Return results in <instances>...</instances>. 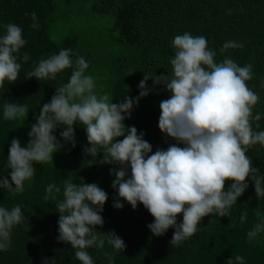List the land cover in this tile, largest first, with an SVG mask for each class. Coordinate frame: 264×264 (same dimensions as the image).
<instances>
[{
	"label": "trees",
	"instance_id": "1",
	"mask_svg": "<svg viewBox=\"0 0 264 264\" xmlns=\"http://www.w3.org/2000/svg\"><path fill=\"white\" fill-rule=\"evenodd\" d=\"M33 12L35 21L31 16ZM81 19L96 25L104 19L111 22L101 32L95 30L84 35L74 29ZM9 23L22 28L26 44L18 53L21 63L18 80L12 84L5 81L0 88V178L7 177L11 182L6 164L12 139H19L22 147L27 146L28 133L43 104L50 102L56 88L69 81L77 57L82 56L88 62L86 74L94 77L97 94L106 92L114 103H119L125 96L132 99L139 96V83L145 74H172L170 61L176 51L172 41L185 32L204 36L208 48L217 53L216 62L231 58L240 66H252L253 78L246 83L260 98L253 114H261V120L253 123V129L264 131V0H0V36L5 34V25ZM33 23L38 27L33 28ZM92 37L97 43L104 42L97 54H94ZM229 41L242 47L221 53L220 49ZM62 49H71L73 68L57 73L55 79L27 78L26 74L41 59L58 54ZM24 53L29 55L26 62L22 59ZM147 88L149 94L133 106L125 125L135 126L138 134L143 132L153 153L157 149L167 150L172 144L183 147L158 127L160 102L171 93L162 84L154 85L152 79L147 81ZM5 102L26 104L28 116L5 120ZM65 127L58 126L53 133L63 147L53 154V162L33 165L36 171L30 181L24 182L22 193L0 188V207L11 210L19 205L24 213V222L11 230L10 247L0 250V264H45L52 259L56 264H80L75 258L76 249L57 239L56 205L63 199L62 191L55 194L56 199L49 196L46 200L45 196L48 185L56 184L63 190L65 180L79 184L81 178L85 183L97 184L108 195L100 213L104 224L96 226V230L102 234L115 232L126 245L124 251L115 250L107 241L103 249L87 248L93 264H227L229 258L234 261L236 255L244 258V264H264V231L252 240L247 236L260 222V217H264V198H257L250 177L247 178L249 187L232 206L229 216L202 218L199 231L175 246L170 243L174 228H169L162 236L153 235L147 225L154 217L148 210L139 203L133 209L119 198L118 191L112 187L115 177L110 173V169L119 166L101 163L102 153L96 158L85 153V148L90 146L86 130L74 124L73 147L60 136ZM247 155L253 167L264 175V146L253 145ZM231 183L226 181L225 190ZM117 201L123 208L114 207ZM258 208L260 217L254 213ZM245 211L248 216L241 223L240 215ZM182 219V214L178 215L177 223Z\"/></svg>",
	"mask_w": 264,
	"mask_h": 264
},
{
	"label": "clouds",
	"instance_id": "2",
	"mask_svg": "<svg viewBox=\"0 0 264 264\" xmlns=\"http://www.w3.org/2000/svg\"><path fill=\"white\" fill-rule=\"evenodd\" d=\"M27 15V14H26ZM33 21L35 12L31 13ZM33 28L38 25L33 23ZM5 34L0 36V88L5 81L10 84L18 80L21 63L18 53L26 40L22 28L14 23L5 25ZM176 49L171 59V75L145 74L139 83L140 93L135 99L125 96L123 102L114 103L108 93L97 94L93 76L86 74L89 64L84 57L75 61L69 81L59 88L50 102L43 104L36 123L28 133L27 146L22 147L19 139H12L8 149L7 177L0 178V188L13 193L24 191V182L30 181L36 171L34 164L53 162V154L63 145L53 134L58 126H66L60 136L75 147L74 124L85 130L90 145L87 155L96 158L103 154L101 163L118 165L110 169L115 177L112 187L119 198L135 209L142 204L154 217L147 225L155 236L164 235L174 228L170 243L178 246L182 241L199 231L202 218L209 215H230L233 205L249 187L247 178L254 182L258 199L264 198V175L253 167L247 155L250 147L264 146V131H254L253 123L261 120V114H253L259 95L248 87L253 78L252 66H240L231 58L216 62L217 53L208 48L204 36L185 32L172 41ZM242 45L226 42L220 52ZM71 49H62L58 54L41 59L27 78L37 80L55 79L56 74L73 68ZM23 61L29 60L27 53ZM164 85L171 93L160 102L158 127L166 136L173 138L183 147L169 145L167 150L157 149L138 134L135 126L127 127L124 121L140 98L149 94L147 81ZM26 104L5 102V120L26 118ZM256 128L259 124L256 123ZM123 137V139H118ZM130 167V176H129ZM226 181H232L225 190ZM14 185V186H13ZM62 191L63 199L56 205L59 213L57 239L70 243L75 258L80 264H93L87 248L103 249L105 242L115 250L126 248L124 241L115 233L102 234L96 226H103L100 213L108 199L107 193L95 183L63 182V190L56 184L46 188L45 199H56ZM117 209L123 204L117 201ZM255 215L260 217L259 208ZM182 214V222L177 223ZM247 211L240 215L241 223L247 219ZM24 222V213L17 205L11 210L0 207V250L11 244V230ZM264 231V217L247 233L254 239ZM111 260L109 253H105ZM45 264H56L55 259ZM227 264H244V258L236 255Z\"/></svg>",
	"mask_w": 264,
	"mask_h": 264
},
{
	"label": "rangeland",
	"instance_id": "3",
	"mask_svg": "<svg viewBox=\"0 0 264 264\" xmlns=\"http://www.w3.org/2000/svg\"><path fill=\"white\" fill-rule=\"evenodd\" d=\"M109 21L111 22V20H105L104 19V21L100 24V25H96L94 22H88V21H86V20H83V19H81L79 22H77V24L76 25H74L75 26V28L74 29H76L77 31V33L78 34H84V35H86V34H89V33H92L93 31H100L101 29H104L105 27H107L108 26V23H109ZM90 27L92 28V29H90ZM105 30V29H104ZM89 31H91V32H89ZM101 32V31H100ZM90 36V35H89ZM104 38V37H103ZM92 39H93V37H92ZM105 39V38H104ZM107 39V38H106ZM93 42H92V44L94 45L93 47L96 49H94V54H97V50H99L100 49V46H101V44L102 43H104V42H102V43H97L96 42V40L95 39H93L92 40ZM107 48H109V44H108V42H107ZM110 60L112 59V57L110 56V55H106ZM106 68V67H105Z\"/></svg>",
	"mask_w": 264,
	"mask_h": 264
}]
</instances>
